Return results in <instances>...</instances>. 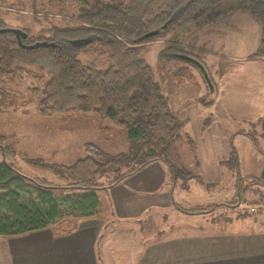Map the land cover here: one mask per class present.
Segmentation results:
<instances>
[{
  "label": "trees",
  "instance_id": "16d2710c",
  "mask_svg": "<svg viewBox=\"0 0 264 264\" xmlns=\"http://www.w3.org/2000/svg\"><path fill=\"white\" fill-rule=\"evenodd\" d=\"M77 1L81 6L70 16L69 25L51 26L36 34L22 29L27 34L24 38L8 30L10 27L0 19V90L6 80L23 72L37 79L46 78L42 88L32 90L40 95L37 102L40 115L93 113L100 120L108 119L112 126L123 129L128 145L125 151L111 154L94 143L84 142V156L70 164L25 156L29 164L65 179L59 184L29 177L9 162L16 151L11 144H3L0 135L3 155L0 236L39 230L65 217L94 216L99 212L98 190H105L152 161H162L171 179H180L183 187L190 178L196 177L185 167L177 148L183 121L171 112L161 84L153 78L150 65L138 51L143 43L168 35L161 55L176 57L177 53H186L201 62L184 51L181 41L195 24L219 21L222 11L216 9L225 0ZM227 1L229 9L246 10L257 21L259 41L252 56H264V0ZM41 41L53 46L28 47ZM88 52L92 53L91 58H79ZM201 64L203 75H207V82L213 86L206 67ZM208 93L207 99L202 97L198 101L211 104L213 87ZM258 121L262 129L259 137L264 139V119ZM237 133L249 137L260 150L256 134ZM187 143L192 148L189 138ZM223 164L234 176L231 200L189 208L173 202L174 207L190 214L207 213L220 207L235 208L249 185L264 188V179L258 175L241 174L232 140ZM101 177L108 181H99ZM74 227L75 224L68 230Z\"/></svg>",
  "mask_w": 264,
  "mask_h": 264
},
{
  "label": "crops",
  "instance_id": "0c3cea01",
  "mask_svg": "<svg viewBox=\"0 0 264 264\" xmlns=\"http://www.w3.org/2000/svg\"><path fill=\"white\" fill-rule=\"evenodd\" d=\"M249 55H226L218 62L220 87L212 81V102L201 107L209 115L205 125L197 116V99L204 93L171 110L192 141V157L182 161L196 177L185 187L180 179H171L162 161H152L106 188L96 215L70 217L75 224L71 230L59 231L55 223L1 236L0 264H264V224L249 216H232L231 211L226 214L223 207L190 214L173 205L224 202L221 195L213 202L193 199L192 194L225 184L233 197L234 176L223 164L230 141L241 164L235 141L256 148L237 127L264 116V56ZM239 60L255 65L248 70L232 67ZM255 170L264 179V159Z\"/></svg>",
  "mask_w": 264,
  "mask_h": 264
},
{
  "label": "rangeland",
  "instance_id": "374dc122",
  "mask_svg": "<svg viewBox=\"0 0 264 264\" xmlns=\"http://www.w3.org/2000/svg\"><path fill=\"white\" fill-rule=\"evenodd\" d=\"M229 4L230 2L225 0L216 9L222 11L219 21L195 24L181 41L184 51L192 53L204 64L208 75L212 81H217L219 87L218 62L223 59L222 57L251 55L259 41L260 28L257 21L246 10L229 9ZM80 6L77 0H0V19L7 27L26 29L29 33L36 34L41 29L51 26L69 25L70 16H74ZM168 37L166 35L143 43L139 47L138 55L150 65L153 78L161 84V91L168 100L170 110H173L179 102L195 98L198 92L200 95L205 94L199 98L207 99L209 84L197 66L177 57L161 55ZM91 57V52L79 55L81 60ZM253 65H255L253 61L239 60L232 64V67L248 70L252 69ZM45 82L46 78L37 79L31 73L23 72L6 80L0 90V135L3 137V144H11L16 151L8 159L9 162L29 177L61 184L65 179L54 175L48 169L29 164L24 159L25 156L70 164L84 156V142L94 143L111 154L126 150L128 143L125 131L112 126L108 119L100 120L93 113L82 112L51 117L40 115L37 111L40 95L32 90L42 88ZM198 99L197 116L203 123L209 115L202 110L201 107L205 105ZM104 127H108V131H104ZM237 130L251 132L258 137L261 153H256V149L251 148L250 144H245L243 140L235 141L240 150L241 174H254L257 171L255 169L264 159V139L259 137L262 131L260 122L249 125L241 123ZM177 148L183 161L188 162L192 153L183 129L177 140ZM259 155L262 160H259ZM2 160L3 155L0 152V162ZM106 179L108 178L101 177L99 181L106 183L108 181ZM220 187L209 188L210 191L198 192V195L193 192L192 198L219 202L217 198L221 195L223 201L229 200L232 197L229 193L230 187L227 184L223 185L222 189ZM103 191H97L99 202H103ZM186 203L182 205L185 208L197 206ZM251 207H255L254 212L250 211ZM222 211L226 214L231 211L232 216L233 214L239 217L249 216L264 224V188L256 184L249 185L239 205L232 209L223 207ZM71 221L70 217L61 219L57 223L59 231L68 230L72 226Z\"/></svg>",
  "mask_w": 264,
  "mask_h": 264
},
{
  "label": "water",
  "instance_id": "95a60500",
  "mask_svg": "<svg viewBox=\"0 0 264 264\" xmlns=\"http://www.w3.org/2000/svg\"><path fill=\"white\" fill-rule=\"evenodd\" d=\"M8 30H11L12 32L15 33V35L17 36H21V37H26V33L24 31H22L21 29L19 28H13V27H10L8 28ZM154 32H151L149 34H153ZM19 40V39H18ZM53 46V43H48L46 41H41V42H36L34 44H31V45H28L29 48H34V47H38V46ZM176 57L179 58V59H182V60H186V61H189L191 63H193L195 66L198 67V69L201 71V72H204V67L203 65L201 64V62H199L197 59L193 58L192 56L186 54V53H177L176 54ZM204 77L207 79V75L204 73ZM208 81V80H207ZM209 82V81H208ZM209 84V83H208ZM209 89H211L213 86L211 84L208 85Z\"/></svg>",
  "mask_w": 264,
  "mask_h": 264
},
{
  "label": "built area",
  "instance_id": "2783aa9c",
  "mask_svg": "<svg viewBox=\"0 0 264 264\" xmlns=\"http://www.w3.org/2000/svg\"><path fill=\"white\" fill-rule=\"evenodd\" d=\"M263 202V201H262ZM251 212H254L255 211V207H251L250 209Z\"/></svg>",
  "mask_w": 264,
  "mask_h": 264
}]
</instances>
